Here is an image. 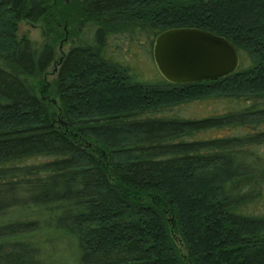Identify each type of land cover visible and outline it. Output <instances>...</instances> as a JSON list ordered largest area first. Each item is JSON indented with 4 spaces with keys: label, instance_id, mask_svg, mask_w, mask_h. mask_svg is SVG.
Wrapping results in <instances>:
<instances>
[{
    "label": "trees",
    "instance_id": "obj_1",
    "mask_svg": "<svg viewBox=\"0 0 264 264\" xmlns=\"http://www.w3.org/2000/svg\"><path fill=\"white\" fill-rule=\"evenodd\" d=\"M45 16L72 40L52 95L31 83L52 43L16 34ZM183 28L226 39L236 71L146 82L107 57ZM262 199L264 0H0V264H264Z\"/></svg>",
    "mask_w": 264,
    "mask_h": 264
},
{
    "label": "water",
    "instance_id": "obj_2",
    "mask_svg": "<svg viewBox=\"0 0 264 264\" xmlns=\"http://www.w3.org/2000/svg\"><path fill=\"white\" fill-rule=\"evenodd\" d=\"M153 59L170 83L209 82L226 77L239 66V56L226 39L193 28L172 29L158 35Z\"/></svg>",
    "mask_w": 264,
    "mask_h": 264
},
{
    "label": "rangeland",
    "instance_id": "obj_3",
    "mask_svg": "<svg viewBox=\"0 0 264 264\" xmlns=\"http://www.w3.org/2000/svg\"><path fill=\"white\" fill-rule=\"evenodd\" d=\"M65 1L66 3H69L71 0ZM48 23V16L41 18L37 22L22 20L18 23L16 34L18 38H27L35 50L38 49L46 40H49L52 43L55 51V61L45 73L31 79V83L37 89L41 88L52 95L51 89L57 63L60 57L69 50L72 45V40L60 35L62 31L60 30V27L53 24L48 26ZM149 40L146 39L144 42L142 41L143 46H141L139 45L140 41H138V39L130 38L127 35L113 37L109 40L107 57H111L128 65L130 67L131 74H133L140 81L153 82L160 80L161 75L149 52L151 49ZM211 109L212 105L205 103L190 104L185 107L186 113L193 115L208 113ZM226 133L227 131L224 130L223 132H216L211 135ZM249 211L254 214L264 213V199L255 202L249 210H247V212Z\"/></svg>",
    "mask_w": 264,
    "mask_h": 264
}]
</instances>
